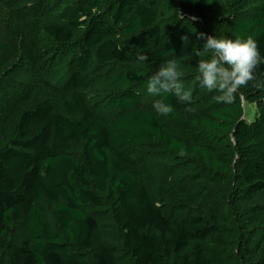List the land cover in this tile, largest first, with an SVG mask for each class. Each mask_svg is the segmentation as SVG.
<instances>
[{"label":"trees","instance_id":"1","mask_svg":"<svg viewBox=\"0 0 264 264\" xmlns=\"http://www.w3.org/2000/svg\"><path fill=\"white\" fill-rule=\"evenodd\" d=\"M18 12L22 28L0 30V264H264V89L224 103L197 79L200 32L264 55V0ZM170 60L191 103L147 91Z\"/></svg>","mask_w":264,"mask_h":264},{"label":"clouds","instance_id":"2","mask_svg":"<svg viewBox=\"0 0 264 264\" xmlns=\"http://www.w3.org/2000/svg\"><path fill=\"white\" fill-rule=\"evenodd\" d=\"M192 19H196L192 17ZM185 46L190 42L188 36H182ZM198 40H204L205 50L212 52L211 59L200 60L197 67L200 76L197 79L201 86L209 91L222 93L215 97L218 102L232 103L235 94L241 86L255 82V86L264 89V74L258 75L257 69L264 65V55H261L258 44L251 37L246 39L217 38L204 32L197 34ZM140 61H147L148 56L140 54ZM180 73L175 60H170L160 67L148 82L147 91L150 94L171 93L181 103H191V94L184 91L180 83ZM155 110L161 115L173 111V105L157 101ZM184 153L181 152V155Z\"/></svg>","mask_w":264,"mask_h":264},{"label":"rangeland","instance_id":"3","mask_svg":"<svg viewBox=\"0 0 264 264\" xmlns=\"http://www.w3.org/2000/svg\"><path fill=\"white\" fill-rule=\"evenodd\" d=\"M20 14L18 12V0H0V30L2 29L5 33H9L11 29L22 28L20 25L23 23ZM20 25H17V24ZM5 27H8L5 29ZM246 118L251 121L253 120L256 107L245 104Z\"/></svg>","mask_w":264,"mask_h":264}]
</instances>
